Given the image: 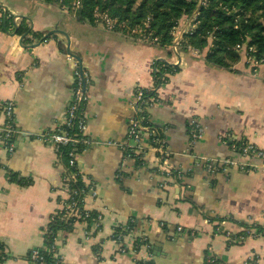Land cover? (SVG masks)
<instances>
[{"label": "crops", "instance_id": "1", "mask_svg": "<svg viewBox=\"0 0 264 264\" xmlns=\"http://www.w3.org/2000/svg\"><path fill=\"white\" fill-rule=\"evenodd\" d=\"M0 19L12 24L0 29V99L14 102L15 129L11 152L0 140V244L6 256L0 264H33L27 253L45 245L49 218L68 198L61 158L39 138L60 125L72 98L68 48L88 75L89 143L76 156L84 183L93 188L84 208L101 214L102 222L88 234L80 222L58 232V264H209V258L264 264V231L242 241L226 235L264 224V159L242 157L221 140L229 135L264 151V64L252 68L240 57L232 70L219 68L206 63L207 48L197 55L185 49L189 58L178 51L176 58L168 45L77 21L46 0H0ZM21 25L27 31L18 34ZM153 61L179 68L158 88L160 101L146 109L148 121L163 131L170 163L183 173L178 184L164 180L147 133L142 164L121 165L133 90L153 85ZM190 119L201 128L191 144ZM3 123L0 113V128ZM201 157L235 164L228 175L210 173ZM239 162L251 170H241ZM129 222L135 230L123 241L134 247L135 236L145 240L138 250L120 252L112 235Z\"/></svg>", "mask_w": 264, "mask_h": 264}, {"label": "trees", "instance_id": "2", "mask_svg": "<svg viewBox=\"0 0 264 264\" xmlns=\"http://www.w3.org/2000/svg\"><path fill=\"white\" fill-rule=\"evenodd\" d=\"M49 3L71 4L74 1L79 2V6L74 10L73 14L77 21L94 23V12L98 9L103 13H107L112 18L119 21H125L126 29L121 32L132 38L136 37V33L131 34L130 29L143 25L147 20L149 29L154 36L158 37L159 45H169L172 40L171 30L177 21L183 16H189L198 10L196 16V26L192 33L186 34L184 40L181 41L180 49H188L191 47L198 51L207 48L204 59L207 64L232 70V67L240 60V54L235 50L236 45L245 43L251 47L249 54L256 60L264 59V0H207L206 5H200V0H46ZM3 20V21H2ZM10 19H0V29L10 27ZM16 33L23 34L27 31L24 25L15 28ZM179 71L176 65L166 64L163 67V77L159 79L157 85L167 83L169 77ZM159 76V75H156ZM138 88V87H136ZM134 88V90L136 89ZM143 91L144 98L154 95L155 102H159L157 91H148L146 88L139 87ZM144 117L141 123L150 127L149 144L156 145L155 139H163V131L154 126L150 121H146L148 113L146 109L141 113ZM70 132L74 128L69 129ZM188 131V129H187ZM230 144V143H229ZM84 145H74L64 147L58 151L63 166L65 167L66 176H69L68 191L75 192L72 197L65 200L61 208H58L53 214L52 219L47 224L48 233L44 236V246L31 249L26 258L30 259L33 250L37 251L38 258H42L45 263L52 261L51 246L53 238L60 231H71L76 222H80V218L76 216H67L69 208L66 204L73 201L77 202L75 207L79 213H83L81 204L82 198L86 195L89 185L84 183L83 177L77 167V164L70 166L68 164V151L78 154ZM136 165H140L138 160ZM11 180L17 179L16 174L10 175ZM21 183V179H19ZM22 184V183H21ZM95 211H90V215H94ZM90 218H86L87 222H91ZM135 222H129L124 227H116L115 233L118 234L122 230L123 234H127L130 230H135ZM248 225L247 228H252ZM258 231H264L263 225L253 226ZM244 234V233H243ZM238 235V234H237ZM237 235H232L235 237ZM133 244L138 250L143 244L137 236L133 238ZM3 245L0 244V261L3 254ZM215 263L218 262L215 259ZM36 264V262L34 263ZM136 264H151L149 261H137Z\"/></svg>", "mask_w": 264, "mask_h": 264}, {"label": "built area", "instance_id": "3", "mask_svg": "<svg viewBox=\"0 0 264 264\" xmlns=\"http://www.w3.org/2000/svg\"><path fill=\"white\" fill-rule=\"evenodd\" d=\"M207 0H200V5H206ZM199 14V11H194L189 16L181 17L177 23L172 27L171 35L172 40L171 43L168 45L176 58H178V49L181 45V41L184 40V36L186 34L192 33L196 26V16ZM10 17L9 15H7ZM95 16L94 22L102 23V25L108 30H119L124 29L126 27L125 21H119L115 18H111L108 16L107 13H98ZM11 18V17H10ZM15 18L13 17L12 20ZM15 24V23H14ZM144 26V27H143ZM133 33H140L142 36V41L158 44V37L154 36L152 31L149 29L148 21L146 20L142 28L140 25L131 29ZM188 49L194 54H198V50L188 47ZM235 50L240 54V57H243L245 63L252 68H255L259 65L264 64V59L256 60L255 57L251 56L249 52L252 50L251 47L247 46L244 42L241 44L236 45ZM68 58L73 61L74 64V85L72 91V98L69 102L67 108L65 109L64 116L60 125L56 128L49 129L39 135V138L43 142L50 143L54 146L56 151L58 152L64 147H70L74 145H84V147L89 143L86 135V118H85V107L87 102V83H88V75L83 70L80 61L72 54V52L67 53ZM168 64L165 61H153L152 71H153V85L150 88H146L149 92L150 91H158V88L161 85H157L159 83V79L163 77V67ZM159 75V76H156ZM155 102L154 95L149 96L148 98H144L143 91L138 87L133 90V97L131 100V109L132 115L128 120V128L125 140L120 143L119 148L121 150V165L125 164L126 160L136 161L142 164V156L145 152L146 148L141 145V140L144 133L150 135V127L145 126L141 123L144 117L141 113L144 109H147L149 106L153 105ZM13 110H14V102L11 99H7L2 101L0 99V113L4 116V123L3 126L0 128V140L7 148L9 152L13 150V135L15 133L14 124H13ZM148 121V118H146ZM149 122V121H148ZM74 128L73 132H70L69 129ZM188 129V136L190 144L194 142V140L199 137L201 134L200 126L195 122L194 119H190L189 123L187 124ZM223 143H227L232 149L238 151V153L242 157H249L255 159H264V151L251 143L246 142H236L233 138L229 135H224L221 137ZM156 145L148 144V146L155 151L156 158L158 160V169L163 176L164 180H169V182L176 183L182 179L183 173L177 169L174 165H172L169 161V151L167 150V146L164 143L163 139H155L153 140ZM230 143V144H229ZM84 149V148H83ZM82 149V150H83ZM68 164L70 166H74L76 164V156L77 154L73 151H68ZM202 160L204 165L206 166L207 171L210 173L215 172H222L225 175H228V167L230 165H234L235 162L229 159L224 160H217L213 161L212 159H207L205 157L199 158ZM241 170L245 172H249L251 167L239 162L238 163ZM69 176H66L65 167L64 173L61 179V187L67 193L68 198L72 197L75 192L68 191V184L67 181L69 180ZM164 185L166 183L164 182ZM92 186L88 187V191H92ZM86 193V194H87ZM86 196V195H85ZM81 200L80 207L82 208L83 213H79L75 205H77L76 201L71 203H67L66 206L69 208L67 216H76L80 218V223H82L86 229V233L92 232L93 230H98L100 228V224L102 222V215L99 213H95L94 215H90V210L84 208V198ZM90 218L91 222H87L86 218ZM52 219V215L49 218V221ZM180 230V228H178ZM123 231V230H122ZM113 234V241H117L118 243V250L120 252L126 251H135V246L133 247L131 244L126 243L123 241L124 234L123 232ZM48 233L47 226L44 229V235ZM261 234L256 228L252 227L247 229L244 234H239L235 237H232L231 233L227 231L226 235L229 236L234 241H242L247 237H256ZM58 233L53 238V244L51 246L52 251V261L50 263H45L42 258H38L37 251L33 250L30 255V261L34 264H58L60 257L57 253V241H58ZM143 242L145 238L141 239ZM5 254H1V258H5ZM209 264H216L214 258H209Z\"/></svg>", "mask_w": 264, "mask_h": 264}, {"label": "rangeland", "instance_id": "4", "mask_svg": "<svg viewBox=\"0 0 264 264\" xmlns=\"http://www.w3.org/2000/svg\"><path fill=\"white\" fill-rule=\"evenodd\" d=\"M56 5H58V4H56ZM59 6V8L61 9V10H64L65 12H68V13H70V14H73V12H74V10L75 9H77L78 8V6H79V2L78 1H74V2H72L71 4H64L63 6H60V5H58ZM100 14V13H103V12H101L100 10H96L95 12H94V15H96V14ZM74 15V14H73ZM75 16V15H74ZM109 17H111L110 15H108ZM112 18V17H111ZM94 19H95V16H94ZM115 19H117V18H115ZM118 20V19H117ZM101 22V20H99V22H95V23H98V24H101L102 25V23H100ZM103 26V25H102ZM99 27H101V26H99ZM104 27V26H103ZM144 27V26H143ZM129 27L127 26V24H126V27L124 28V29H128ZM140 28H142V25H140ZM113 31H119V30H113ZM130 31H131V29H130ZM119 32H121V31H119ZM131 34H134L133 32H131ZM136 35V37L134 38L135 40H139V41H142V39H141V35H140V33H138V34H135ZM158 49H162V50H166V48H162V47H160V46H156ZM168 51H169V49H168ZM178 51L181 53V55L183 56V57H188L189 58V56H190V53L188 52V51H185V49H178Z\"/></svg>", "mask_w": 264, "mask_h": 264}, {"label": "water", "instance_id": "5", "mask_svg": "<svg viewBox=\"0 0 264 264\" xmlns=\"http://www.w3.org/2000/svg\"><path fill=\"white\" fill-rule=\"evenodd\" d=\"M67 50H68V52H69V48H68Z\"/></svg>", "mask_w": 264, "mask_h": 264}]
</instances>
